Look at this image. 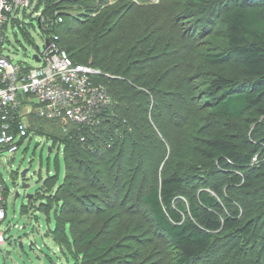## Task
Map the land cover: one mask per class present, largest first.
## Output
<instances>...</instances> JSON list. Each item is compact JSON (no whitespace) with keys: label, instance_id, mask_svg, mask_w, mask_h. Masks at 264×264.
Masks as SVG:
<instances>
[{"label":"trees","instance_id":"obj_1","mask_svg":"<svg viewBox=\"0 0 264 264\" xmlns=\"http://www.w3.org/2000/svg\"><path fill=\"white\" fill-rule=\"evenodd\" d=\"M109 1L77 2L71 5L74 9H65L55 0L37 2V8L43 7V17L48 18V26L40 27L42 37L57 36L56 28L68 20L78 26L87 23L86 30H67L62 38L57 36L54 40L73 63L91 65L100 71L94 79L106 88L112 99L114 118L110 132L113 135L117 130L121 135L110 147L93 144L90 149L78 137L63 133L59 123L40 116L30 117L29 132L51 139V149L59 143L64 150L65 173L56 190L60 208L54 213L55 226L50 230L54 242L63 245L68 238L65 228L69 226L82 263H105L106 258L119 249L120 235L112 218L100 214L130 202L128 210H136L134 214L139 212L140 204L145 206L151 224L163 234L161 237L167 246L175 250L171 264H196L207 259L216 237L238 240L235 253L227 254L228 264H256L252 255L245 253L251 250L247 241L254 220L248 219L239 225L237 210L224 214L223 205L210 194L209 188L189 198L187 211L181 204L176 205V197L184 183L181 172L191 169L192 163L199 158L206 160L205 168L227 172L225 184L228 187L247 190L253 183L254 144L248 142L243 132L217 130L193 148L187 143L188 146L182 144V149L176 150V137L184 136L181 132L185 127L190 129V141L194 139L192 133L200 129L198 121L201 118H195L190 110V74L197 69L190 62L194 51L188 44L183 46L169 19L146 25L118 22L111 28L106 27L109 23L103 12L108 7L115 9L120 1L146 10L168 0L153 3L115 0L108 5ZM232 1L234 3L220 15L224 23L223 46L216 53L203 54L202 61L221 64L236 60L242 66V77L216 75L206 81L211 93H219L209 105L208 113L215 119L230 121L241 119L247 112L264 117V0ZM103 5L106 6L101 9ZM154 23L157 30L151 35H157L155 43L164 49H183L178 52L181 60L175 71L163 70L162 62L151 55L154 45L144 44L148 40L146 36L153 33L150 27ZM24 36L29 37L25 32ZM48 123L59 127L58 134L46 133ZM156 133L170 147L168 161L175 162L173 170L159 181L152 178V168L147 167L148 150ZM188 148L194 150L191 154L195 159L185 151ZM213 191L221 192L217 186H213ZM107 225H111L109 230L104 228ZM242 239L246 241L244 245L240 242ZM118 259L120 261V257ZM122 261L124 264V257Z\"/></svg>","mask_w":264,"mask_h":264},{"label":"rangeland","instance_id":"obj_2","mask_svg":"<svg viewBox=\"0 0 264 264\" xmlns=\"http://www.w3.org/2000/svg\"><path fill=\"white\" fill-rule=\"evenodd\" d=\"M55 1L65 9H74L71 5L77 2L94 3V0ZM114 1L110 0L107 4L111 5ZM145 1L156 2V0ZM233 3L232 0H168L161 6L141 10L133 8L127 1H120L115 9L111 10V7H108L103 15L109 23L106 25L107 28L113 27L118 22H122L123 25L125 23L126 25L129 23L146 25L161 19H169L183 46L188 44L193 49L195 56L190 62L197 69L190 74L192 98L190 110L191 114L195 113V118H201L198 121L200 129L199 132L192 133L194 139L190 141V129L185 127L181 132L184 136L176 137L175 142L178 144L176 150L180 151L182 144L187 143L193 148L196 144H201L203 138L217 130H224L226 133L243 132L248 142L254 144L255 159L251 160L253 183L243 191L228 187L225 184L228 173L219 171L217 168H205L203 164L206 160L199 158L192 163L191 169L181 172L184 183L176 197V205L181 204L187 211L189 198H195L198 191L209 188L210 194L223 205L224 214L237 210L236 218L240 222L239 225L248 219L254 220L253 230L247 241V247L251 250L245 253L251 254L256 264H264V117L247 112L241 119L230 121L215 119L208 113L209 105L219 93H211L206 87V81L216 75L242 77V66L236 60L221 64H209L202 61L203 54L216 53L222 48L224 23L220 15ZM104 6L106 5H103L101 9ZM35 12L36 10H31L26 15L20 14L19 20L22 22L20 27L17 24L7 26V41L3 51L13 63L36 65L32 55L42 50L43 37L37 25ZM45 20L48 21V18ZM86 24L78 26L68 20L67 23H60L56 28V34L62 38L67 30L84 31L87 28ZM156 28V23L150 27V32L153 33L146 36L148 40L144 44L154 45L155 49L151 55L162 62L163 70L175 71L181 60L178 52L183 49L176 47L164 49L163 46L155 43L157 35L154 37L151 34H154ZM24 32L29 37L26 38ZM87 66L95 68L91 65ZM179 95H181L180 91ZM48 127V130L45 128L46 133L58 134L59 127L51 123H48ZM151 141L153 145L148 150L147 167L152 168L154 176L152 178L159 181L165 173L173 170L175 162L168 161L170 147L160 134L156 133V137ZM36 143L37 145L34 146ZM52 144L53 141L46 136L31 133L16 152L4 153L0 158V173L9 189L6 218L1 224L6 241L0 250V264H87L82 263L80 251L73 245L69 226L65 228L68 238L64 239L62 246L55 243L50 234V230L55 226L54 213L60 208L56 190L63 181L65 173L63 146L55 143L49 152L48 147ZM185 151L193 154L194 150L188 148ZM23 170H25L24 177H22ZM49 176L51 178H48ZM22 183L27 187L23 188ZM213 186H217L221 192L219 194L214 192ZM15 193H18V196H15ZM27 194L32 195L30 202L26 198ZM129 206L130 202L100 214V216L112 218L113 224L118 225L120 235L119 249L110 254L103 264H123L122 257H124V264H171L175 250L167 246L165 239L161 237L163 234L151 224L150 215L146 212L145 206L140 204L137 214H134L136 210H128ZM186 216L187 213L184 214V217ZM110 227L104 226L107 230ZM222 238L216 237L209 257L196 264H228L227 254L235 253L234 248L238 240ZM238 239L241 238L238 237ZM240 242L244 245L246 241L243 242L242 239ZM237 251L236 249V253ZM117 257H120V261Z\"/></svg>","mask_w":264,"mask_h":264},{"label":"built area","instance_id":"obj_3","mask_svg":"<svg viewBox=\"0 0 264 264\" xmlns=\"http://www.w3.org/2000/svg\"><path fill=\"white\" fill-rule=\"evenodd\" d=\"M38 1L0 0V158L4 153L16 152L33 133L28 131L31 116L59 123L63 133L78 137L90 149L93 144L112 146L121 135L117 130L113 135L110 132L112 99L94 79L100 74L98 69L73 63L55 42L56 35L43 37L42 50L34 54L38 61L32 55L35 66L13 63L4 54L7 26L20 27V14L36 10L38 28L48 26L43 7L37 8ZM8 196L9 189L0 173V250L6 241L1 224L6 218Z\"/></svg>","mask_w":264,"mask_h":264},{"label":"water","instance_id":"obj_4","mask_svg":"<svg viewBox=\"0 0 264 264\" xmlns=\"http://www.w3.org/2000/svg\"><path fill=\"white\" fill-rule=\"evenodd\" d=\"M46 43L48 44L49 41L47 40ZM33 58H34L36 61H38V58L36 57V55H34ZM36 145H37V143H36L34 146H36ZM48 151H49V152L51 151V148H50V147H48ZM24 175H25V170L22 171V177H24ZM22 187H23V188H26L27 185L24 184V183H22ZM15 196H18V193H15ZM31 197H32V195H30V194H27V195H26V198H27V199H30ZM7 254H9V252H7Z\"/></svg>","mask_w":264,"mask_h":264}]
</instances>
